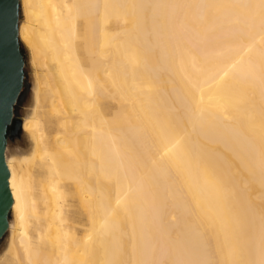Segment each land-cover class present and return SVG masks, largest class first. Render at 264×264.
Listing matches in <instances>:
<instances>
[{"label":"bare ground","instance_id":"1","mask_svg":"<svg viewBox=\"0 0 264 264\" xmlns=\"http://www.w3.org/2000/svg\"><path fill=\"white\" fill-rule=\"evenodd\" d=\"M20 5L30 148L5 153L0 264H264V0ZM37 187L52 200L43 228ZM68 187L86 233L69 227Z\"/></svg>","mask_w":264,"mask_h":264},{"label":"water","instance_id":"2","mask_svg":"<svg viewBox=\"0 0 264 264\" xmlns=\"http://www.w3.org/2000/svg\"><path fill=\"white\" fill-rule=\"evenodd\" d=\"M20 0H0V240L9 228L13 198L6 162L9 129L25 79V56L19 37Z\"/></svg>","mask_w":264,"mask_h":264},{"label":"rangeland","instance_id":"3","mask_svg":"<svg viewBox=\"0 0 264 264\" xmlns=\"http://www.w3.org/2000/svg\"><path fill=\"white\" fill-rule=\"evenodd\" d=\"M101 18V16H98ZM105 17H108L107 28L111 30H119L126 26L131 27L130 23L123 24L122 16H117L116 14H107ZM24 20V17L20 16V22ZM117 42H115L116 44ZM113 44L108 47L110 49V56L107 60H110L114 56ZM22 50L25 56V79H24V87L22 93L18 99L17 105L14 108V122L9 129V135L7 137L6 150L10 155L12 153L17 154L18 156L22 155L24 152L29 150L28 140H26L24 131L22 130L23 120L32 105V95L34 88V72L30 63L31 54L29 49L21 42ZM40 68V73L44 75L49 72V69L45 67ZM98 103L105 110L106 114L111 115L114 109L117 108V104L114 100H107L102 97H98ZM43 130H48L45 124L41 125ZM54 128V127H53ZM55 129V128H54ZM8 148V149H7ZM66 192L68 193L65 198L64 212L67 220L70 221V228L73 230H77L80 233L88 232V227L90 225V216L88 205L81 200L79 191L77 187H68L66 188ZM34 197L38 199L41 204L37 209V214L39 215L40 220L42 221V228L45 227V219L44 217L47 215V211L51 206L52 200L50 199L49 194L41 187H37ZM12 219V215L10 212L9 221ZM8 232L5 236L0 240V256L4 254V250L6 248L7 240H8Z\"/></svg>","mask_w":264,"mask_h":264}]
</instances>
